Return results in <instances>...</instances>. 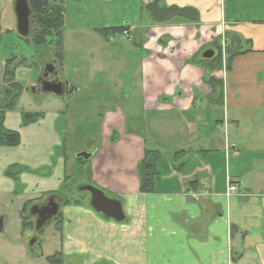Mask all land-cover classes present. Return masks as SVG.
Returning <instances> with one entry per match:
<instances>
[{
  "label": "crops",
  "instance_id": "obj_1",
  "mask_svg": "<svg viewBox=\"0 0 264 264\" xmlns=\"http://www.w3.org/2000/svg\"><path fill=\"white\" fill-rule=\"evenodd\" d=\"M155 1L127 0L141 14L125 24L132 48L150 57L146 75L140 89L127 91L123 109L103 115L99 149L84 150L94 172L85 186L123 201L126 221L96 213L90 201L66 210L67 247L92 254L88 264H264V0H160L197 10L199 26L151 24L146 9ZM239 39L250 52L230 71L188 64ZM212 78L223 83V98L206 86ZM134 111L142 130L129 126ZM148 149L163 157L156 191L144 195L138 166ZM230 183L239 192L228 196Z\"/></svg>",
  "mask_w": 264,
  "mask_h": 264
},
{
  "label": "rangeland",
  "instance_id": "obj_2",
  "mask_svg": "<svg viewBox=\"0 0 264 264\" xmlns=\"http://www.w3.org/2000/svg\"><path fill=\"white\" fill-rule=\"evenodd\" d=\"M16 2L0 0V96L10 59H15L14 79L23 86L19 103L7 113L4 124L7 131L21 136V143L18 147L0 149V216L4 221L0 232V264H50L48 258L59 252L65 256L64 264H88L92 262V254H82L80 245L71 252L65 241V230L59 232L54 222L44 228L38 236L39 242L31 247L35 233L24 227L23 222L29 215L22 210L28 201H36L48 190L61 192L63 199H82V208L63 207V213L73 208L84 210L88 207L86 204L87 201L91 203V195L81 191V187L92 180L93 164H87L88 161L78 164L76 156L89 150L88 144H94L96 138L97 141H105L104 129L100 135L103 115L114 106L123 109L127 91L140 89L146 75L145 61L150 57L142 56L141 51L132 48V37L123 32L111 35L109 43L99 34L106 29L116 31L125 28V20L135 19L137 12L131 10L127 0H67L62 49L57 44L38 48L20 36ZM137 15L141 20V14ZM224 43L221 44L223 52ZM129 47L133 55L139 56L131 60ZM215 50L214 58L220 53L218 48ZM53 61L60 65L63 78L81 91L59 97L35 90L43 66ZM94 76L101 77L98 84ZM129 79L133 84L125 85ZM85 90L89 93L86 94ZM217 91V94L221 92L220 89ZM137 112L128 115L129 126L136 131L142 130ZM25 113H41L44 118L24 127ZM95 149H99L96 143ZM104 150L101 148V153ZM9 170L15 171V175L19 173L18 179L7 177ZM105 195L109 199L114 197L110 193ZM120 202L125 206L123 201ZM73 253L71 258L68 257ZM92 264L111 263L102 260Z\"/></svg>",
  "mask_w": 264,
  "mask_h": 264
},
{
  "label": "trees",
  "instance_id": "obj_3",
  "mask_svg": "<svg viewBox=\"0 0 264 264\" xmlns=\"http://www.w3.org/2000/svg\"><path fill=\"white\" fill-rule=\"evenodd\" d=\"M66 1L67 0H29L30 7L32 10V30L30 36L25 39L27 43H33L38 48H43L49 46L50 44H57V47L62 49V41L66 26ZM147 12L149 13L150 22L153 25L160 26H170V25H195L200 24V14L195 9L185 8L181 9L178 7H167L163 6L160 0H156L154 3L147 6ZM130 28H119L116 31L113 29H106L99 32L106 42L112 41L111 35L115 33L129 32ZM141 32V31H140ZM130 33V32H129ZM142 33V32H141ZM32 40L30 42V38ZM117 37V36H114ZM111 38V39H110ZM160 45L166 47L168 41L161 40ZM224 45L225 52H223L222 45L217 46L220 50L219 56L213 59H203V57L196 55L194 56L188 64L199 66L203 68L206 72L207 70L214 72L222 70H231V64L233 59L246 55L250 51H243L244 45L241 41L237 40L235 44H229L228 40L225 41ZM137 46L141 47V45ZM248 44L245 43V47ZM221 48V49H220ZM225 53V57H224ZM227 54V55H226ZM225 58V59H224ZM15 59L8 60L6 66V76H5V86L3 93L0 96V149L2 147H18L21 143V136L12 131H7L4 127L6 121V115L8 112L13 111L23 93V86L17 82L15 78V72L13 68V62ZM63 58H60L62 61ZM209 86L215 94H217V89H220V93L217 94V98H223V83L221 81L212 78L209 81ZM219 95V96H218ZM44 118L41 113L38 114H23V126L28 127ZM162 154L160 151L147 150L144 159L139 163L138 166V177L140 180V193L144 195L154 194L156 191V184L160 181L161 173L159 170V164L162 162ZM67 160V158H66ZM79 164H84V159H78ZM176 162V155H175ZM9 178L18 179L19 173L15 175V171L9 170L6 174ZM83 187V186H82ZM50 196L59 195L63 199V194L61 192L48 193ZM63 207L80 206L82 204V199L67 200L63 199ZM31 202L25 204L22 212H28V207ZM91 205V204H90ZM29 217H27L23 224L25 228H32L30 219L32 218L30 212H28ZM63 224H65V217L62 213L60 220L56 224V228L59 232H64ZM65 256L63 253H57L54 256L48 258L50 264H64Z\"/></svg>",
  "mask_w": 264,
  "mask_h": 264
},
{
  "label": "water",
  "instance_id": "obj_4",
  "mask_svg": "<svg viewBox=\"0 0 264 264\" xmlns=\"http://www.w3.org/2000/svg\"><path fill=\"white\" fill-rule=\"evenodd\" d=\"M15 11L17 15L18 21V31L20 36L23 39H27L32 30L31 18H32V10L30 7L29 0H17ZM214 51H207L204 54V59H212L214 58ZM54 68V67H53ZM48 71L50 73L53 70L49 67ZM44 92L53 94L56 96H62L64 94V86L63 84L58 83H47L44 85ZM92 157V154H88L86 152L80 153L78 155V159H84L85 161H89ZM81 191L90 193L91 195V207L92 209L98 213L102 214L108 219L114 220L118 223H123L126 221V215L124 212L123 204L120 201L109 199L104 192L93 187V186H85L81 188ZM55 210L51 212L49 217H47L44 213H40V220L37 225V229L40 230L47 223L56 217L59 214V206L54 204ZM33 215H37V210L32 211ZM4 226V224H3ZM3 228L0 230L2 231Z\"/></svg>",
  "mask_w": 264,
  "mask_h": 264
},
{
  "label": "flooded vegetation",
  "instance_id": "obj_5",
  "mask_svg": "<svg viewBox=\"0 0 264 264\" xmlns=\"http://www.w3.org/2000/svg\"><path fill=\"white\" fill-rule=\"evenodd\" d=\"M51 68L53 70L52 73L48 71V68ZM54 67V68H53ZM63 78L60 65L53 61L51 63H48L43 66L42 73L38 77L35 90H39L41 92H44V85L47 83H58L63 84L64 86V94L60 97L70 96L74 94L75 87L68 83V81ZM46 93V92H44ZM85 187V186H83ZM82 188V187H81ZM28 202H31V204L28 207V212H30L31 219L30 222L32 225V228H29L34 231L35 236L31 239V247L36 245L37 242H39V234H42L44 232V228L51 223L57 224L60 220V216L63 213V201H61V198L59 195L50 196L48 193L37 199L36 201L30 200ZM54 204H57L59 206V214L54 217L52 220H50L46 226L41 228L40 230L37 229L38 222L40 220V213H44L47 217L51 214L52 211L55 210ZM25 206V205H24ZM25 208V207H23ZM37 210V215H33L32 211ZM4 221L2 219V216H0V229L3 228ZM56 226V225H55ZM1 232V230H0Z\"/></svg>",
  "mask_w": 264,
  "mask_h": 264
},
{
  "label": "built area",
  "instance_id": "obj_6",
  "mask_svg": "<svg viewBox=\"0 0 264 264\" xmlns=\"http://www.w3.org/2000/svg\"><path fill=\"white\" fill-rule=\"evenodd\" d=\"M125 35L131 37V35H130L129 32H125ZM224 48H225V47H224ZM238 192H239L238 187H237L235 184L230 183V184H229V187H228V196L233 195V194H236V193H238Z\"/></svg>",
  "mask_w": 264,
  "mask_h": 264
}]
</instances>
